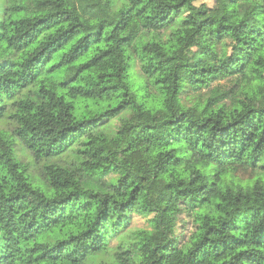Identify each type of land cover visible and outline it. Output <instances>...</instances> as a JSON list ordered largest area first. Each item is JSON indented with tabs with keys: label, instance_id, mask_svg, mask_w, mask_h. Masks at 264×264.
Listing matches in <instances>:
<instances>
[{
	"label": "clouds",
	"instance_id": "obj_1",
	"mask_svg": "<svg viewBox=\"0 0 264 264\" xmlns=\"http://www.w3.org/2000/svg\"><path fill=\"white\" fill-rule=\"evenodd\" d=\"M0 264H264V0H0Z\"/></svg>",
	"mask_w": 264,
	"mask_h": 264
}]
</instances>
